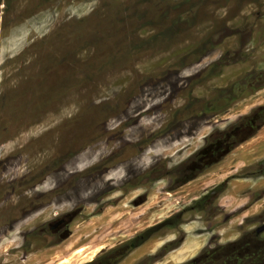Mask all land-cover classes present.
<instances>
[{"label":"rangeland","instance_id":"obj_1","mask_svg":"<svg viewBox=\"0 0 264 264\" xmlns=\"http://www.w3.org/2000/svg\"><path fill=\"white\" fill-rule=\"evenodd\" d=\"M256 76L264 0H0V264H264V125L221 136Z\"/></svg>","mask_w":264,"mask_h":264},{"label":"flooded vegetation","instance_id":"obj_2","mask_svg":"<svg viewBox=\"0 0 264 264\" xmlns=\"http://www.w3.org/2000/svg\"><path fill=\"white\" fill-rule=\"evenodd\" d=\"M245 82L246 83L244 85V88L245 87L246 89L250 88L253 90V92L257 91L262 86L264 87V79L259 78L258 76L249 78ZM236 91H237V87L232 92L235 93ZM224 101H226V99ZM263 125H264V112L262 113L261 108H256L253 112L246 114L245 116H242V118H240L235 124V127H226L223 130L221 136H223L222 139L224 143L226 144L232 143L235 141L237 136L241 138L242 133H245L247 131L250 132V130H253L255 127L256 130H258ZM215 140H219V139L216 137ZM215 140H211V141H215ZM235 143L237 144L236 146H239L241 144L240 143L238 145L237 142ZM262 161H264V158L262 159ZM212 189L213 188H211V190ZM61 223L62 222H59L54 228H58V226ZM263 226L264 224L256 228L254 234L258 235L259 233L263 232L264 230V228H262ZM54 228L53 229L51 228V230H54ZM223 243H225V245H230L231 247L228 248V246H223V247H218L215 250H209L211 248L207 247V253H206L203 252L205 247L202 246L200 250L196 252V254L192 257L197 261V263L194 264H200L201 260H207V264H244V260L246 256V254H244V248H249L250 245L248 243L246 245L243 244V241L240 240L239 234H237L232 238L226 239L225 241H223ZM260 244L261 242L258 243L257 237H254L252 241V246L250 248V252L252 253L251 256H254V254L257 253L258 249L260 248ZM262 244L264 245V242H262ZM133 245H134L133 243L127 241L121 246H113V247L111 246L103 252L100 250L99 254L94 258L86 260L85 262H79V264H120L122 260H124L127 256H129L130 254L129 250ZM224 248L226 249L225 251L222 250ZM136 254H139V252H137ZM147 258L140 260L136 264H150L146 262ZM258 258L259 257L257 256V259ZM255 264H259V260Z\"/></svg>","mask_w":264,"mask_h":264},{"label":"bare ground","instance_id":"obj_3","mask_svg":"<svg viewBox=\"0 0 264 264\" xmlns=\"http://www.w3.org/2000/svg\"><path fill=\"white\" fill-rule=\"evenodd\" d=\"M82 251H83V248H81V247L79 246V247H77V248H74L72 252L77 254V253H80V252H82ZM71 254H72V253H71ZM65 260L67 261L66 258H65L64 260H62V261L60 260V261L63 262V261H65ZM65 263H66V262H65ZM63 264H64V263H63Z\"/></svg>","mask_w":264,"mask_h":264},{"label":"water","instance_id":"obj_4","mask_svg":"<svg viewBox=\"0 0 264 264\" xmlns=\"http://www.w3.org/2000/svg\"><path fill=\"white\" fill-rule=\"evenodd\" d=\"M262 228H264V226Z\"/></svg>","mask_w":264,"mask_h":264}]
</instances>
